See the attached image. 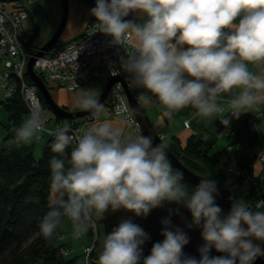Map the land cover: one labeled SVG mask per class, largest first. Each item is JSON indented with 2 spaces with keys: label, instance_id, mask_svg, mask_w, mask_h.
I'll list each match as a JSON object with an SVG mask.
<instances>
[{
  "label": "clouds",
  "instance_id": "1",
  "mask_svg": "<svg viewBox=\"0 0 264 264\" xmlns=\"http://www.w3.org/2000/svg\"><path fill=\"white\" fill-rule=\"evenodd\" d=\"M89 14L95 18L92 32L110 36V44L133 41L120 69L128 75L127 86L138 90L134 112L158 104L170 118L192 107L227 129L230 120L264 102V0H94ZM130 14L135 19H127ZM73 107L103 109L88 89H81ZM46 124L43 110L33 106L13 138L30 144L45 132L53 136L56 155L48 166L56 196L38 225L44 238L53 237L64 218L72 238L80 239L95 232L107 210L147 217L174 202L191 214L186 227L200 228L199 259L182 251L189 237L171 224L170 212L160 221L163 240L152 244L149 255L142 257L148 234L131 218L122 219L100 239L97 264H253L264 257V202L252 207L233 198L224 211L212 178L189 191L166 145L154 143L151 135L125 136L107 121L79 135L67 123L54 131ZM211 249L224 255L210 256Z\"/></svg>",
  "mask_w": 264,
  "mask_h": 264
},
{
  "label": "trees",
  "instance_id": "2",
  "mask_svg": "<svg viewBox=\"0 0 264 264\" xmlns=\"http://www.w3.org/2000/svg\"><path fill=\"white\" fill-rule=\"evenodd\" d=\"M76 1L90 8L94 6V0ZM37 13L35 11L36 18ZM31 20L34 35L29 44L32 47H38L40 27L33 16ZM25 80L31 82L28 75H25ZM46 84L49 85L47 82ZM49 88L51 89L52 86ZM40 99L42 107L47 111L41 96ZM1 106L8 115V124L6 125L7 135L5 139L0 140V264H75L77 258L70 257L72 252L70 253L69 247L64 243L65 241L68 243L70 238L60 231V226L50 238H44L38 229L40 219L48 210L49 202L54 199L52 195L55 194L50 190L48 166L49 159L56 155L50 147L53 137H48L40 157H36L30 145L13 142L15 129L28 117V111L21 98L15 95L7 101L0 100ZM64 121L55 118L54 124L59 125ZM74 122L77 124V121ZM41 137L43 139L44 134ZM258 140L259 135L252 132L248 123L243 121L236 132V138L229 142L228 147H232L231 152L226 149L233 154L231 166L227 169L228 176H232L229 172L232 169L242 173V178L250 177L248 188L241 187L238 181L230 187L232 196L238 199L236 191L239 186L252 196L247 195L245 198L252 207H255L258 201L264 202V191L260 189V180L253 175V166L258 157L253 150ZM167 146L172 154L192 172L204 171L212 178L219 177L220 184H225L226 174L220 166L219 154H211L203 141L192 136L183 145L178 138L173 137ZM66 151H70V148ZM183 184L188 186L186 183ZM188 187L191 190L195 188L191 185ZM216 203L220 205L219 202L216 201ZM222 209L226 211L223 207ZM98 227L101 228L97 224ZM85 235L93 240L92 231ZM62 236L63 240H61ZM96 246L100 250L99 238ZM64 248L69 250L68 255L62 254ZM99 250L94 251L91 264H97ZM81 257L83 263L87 264L83 250Z\"/></svg>",
  "mask_w": 264,
  "mask_h": 264
},
{
  "label": "built area",
  "instance_id": "3",
  "mask_svg": "<svg viewBox=\"0 0 264 264\" xmlns=\"http://www.w3.org/2000/svg\"><path fill=\"white\" fill-rule=\"evenodd\" d=\"M30 21L31 14L26 7L0 0V90L3 94V100L18 95L26 107L28 115L33 106L41 108L46 115L37 87L32 82L25 80L27 64L38 51V47H32L29 44L34 35L33 28L27 27ZM94 22L95 18L92 17L88 26L79 36L67 42H59L45 56L37 58L34 64L36 74L41 75L49 85H54L70 93L80 92L86 84L99 79H103L105 85L108 73L120 75L127 86L128 75L120 69V65L122 58L134 50L132 39L129 38L122 47L112 45L109 43L110 36L100 32H92L91 24ZM127 88L132 92L136 90L130 89L128 86ZM104 106L111 117L123 119L135 125L139 131L121 84L118 83L112 87ZM48 122L49 119L47 118ZM65 123L71 126V132L76 135H79L80 130L83 129L82 126H77L75 122L67 121ZM65 123L55 125L54 128H49L46 124V127L49 131H54L57 126ZM189 125V121L184 122L185 128L188 129ZM240 125V117L232 119V126L225 130L224 136L230 143L236 138V132ZM44 135H48V133L45 132ZM227 149L231 152L232 147L229 146ZM256 161L264 165V154L257 157ZM229 172L232 173L233 177L228 176L225 184L231 187L240 179L238 182H240L241 187L248 188L250 177L242 178V173L232 169ZM261 202L258 201L256 205ZM93 236L95 240L96 230L93 232ZM63 239L62 236L61 240ZM68 252L69 250L66 248L62 249L63 255H68ZM91 253L92 248L83 249L84 258L87 257V264L93 262Z\"/></svg>",
  "mask_w": 264,
  "mask_h": 264
},
{
  "label": "water",
  "instance_id": "4",
  "mask_svg": "<svg viewBox=\"0 0 264 264\" xmlns=\"http://www.w3.org/2000/svg\"><path fill=\"white\" fill-rule=\"evenodd\" d=\"M2 1H18V0H2ZM69 16V0H61V17L60 21L52 34V36L45 42L39 49V52L29 60L27 64V72L26 74L32 81V83L37 87L40 96L42 97L47 110L51 112L55 118L63 119V120H77V119H87L89 117H93L97 112L91 110H79V111H70L65 107L59 105L49 90V88L45 85L43 80L36 74L34 71V64L37 58L43 57L47 54L55 45H57L61 37L64 33L68 22ZM121 84L124 88L128 104L130 106L133 117L136 120V123L139 127L140 134L143 135H151L153 137L154 143H164L162 137L158 134L154 124L150 120L147 111L145 108L139 110L138 113L134 112L133 109L137 107V102L135 100V96L132 92L127 88L124 84L120 75L108 73L106 75V83L101 90V93L98 97L99 102L104 106L106 99L110 93V90L115 84ZM167 147L168 157L175 169H178L183 172L184 179L182 182L195 186L202 178H206L195 174L190 169H188L177 157L172 154L170 149ZM216 200L225 208L226 211L230 209L233 196L230 187L227 184H217V198ZM171 212L170 220L171 224L175 227H179L185 231L187 236L189 237V243L184 246L183 252L186 255L194 256L199 259L198 248L202 245L203 241L200 236V228L198 227H186L187 224L191 222V214L190 212L183 207L182 205H177L172 202H165L163 206L154 208L150 211L147 217H136L132 212L119 209L115 212L111 210H107L103 218L97 221V224L102 226L103 234H107L111 231L113 227H115L118 222L122 219L131 218L134 223L138 224L142 227V229L148 234L149 239L142 246L143 253L142 257H146L150 254V250L152 244L158 241L163 240V236L160 235L162 224L160 221L169 217V213ZM255 243H261L259 241H255ZM261 247L264 248V244H261ZM224 255L223 253L216 252L215 249L210 250V256H220ZM253 264H264V257H258Z\"/></svg>",
  "mask_w": 264,
  "mask_h": 264
},
{
  "label": "crops",
  "instance_id": "5",
  "mask_svg": "<svg viewBox=\"0 0 264 264\" xmlns=\"http://www.w3.org/2000/svg\"><path fill=\"white\" fill-rule=\"evenodd\" d=\"M37 5L40 7L39 11H36L38 12L37 20L40 27L39 46H42V44L47 42V40L52 36L60 21L61 0H55V3L49 13H45L43 5ZM89 9L90 7L78 3L76 0H69V16L67 23L71 20V23L75 22L76 25L75 28H71L65 32L66 38L64 42L79 36L88 26L92 19V16L89 14ZM127 19H135V16L130 14ZM27 27L30 29L32 26ZM144 108L146 109L147 114L152 112V116L154 115L153 119H151L152 117L150 118V115L148 116L154 124L158 134L162 137V140L167 142L166 145L170 143L173 137L178 138L182 144H185L190 137L194 136L196 139L203 141L205 147L210 150L211 154H219V157L222 156V152H224L229 145L225 142V144H222L221 148L218 147L220 145V140L226 139L224 132L232 126V120H230L228 128L225 129L219 120H215L214 118L204 119L197 116L196 110L192 107L181 109L170 118L163 115L158 104H153L152 106ZM95 116L92 117V122L82 124L83 129H85V127H91L101 121H107L120 127L124 131V125L129 124L123 119L120 120L124 122L118 120L119 118L111 117L105 108H103L102 111L97 112ZM240 120L241 122L246 121L250 130L259 135L258 143L253 150L254 153L257 155V152L259 151L261 152V155L264 154V102L253 107L249 110V112L241 114ZM185 121L190 122L188 129L184 126ZM225 163L226 160L220 158V166L222 168H224L223 164ZM253 175L260 180V189L264 191V165H260L259 162L256 161L253 166ZM64 221L65 218L62 220L60 227L63 225ZM65 227L68 228L66 232L71 234L72 226L69 225V222H66ZM62 233H64V231ZM71 237L72 236L69 235L70 239L68 243L66 241L64 242L67 247H69L70 253L74 251L73 255L72 253L70 254V257L77 258L75 264H84L81 253L83 247L88 245L90 242L86 243V241H88L84 239L86 235L83 236L82 240L72 239Z\"/></svg>",
  "mask_w": 264,
  "mask_h": 264
},
{
  "label": "rangeland",
  "instance_id": "6",
  "mask_svg": "<svg viewBox=\"0 0 264 264\" xmlns=\"http://www.w3.org/2000/svg\"><path fill=\"white\" fill-rule=\"evenodd\" d=\"M8 3H11V4H13V5H22V6H24V7H26L27 9H28V11L30 12V14H31V16H33V19H34V21L35 22H38V20H37V18L35 17V11H38L39 9H40V7H39V5H37V4H40V5H43L44 6V11H45V13H49L51 10V8H52V6L54 5V3H55V0H18V1H7ZM37 7V8H36ZM75 25H76V23L75 22H72L71 23V20H69V23H67V26H66V29H65V31H64V33H63V35H62V37H61V40H60V42H64V40H65V38H66V34H65V32L66 31H68L69 29H71V28H75ZM28 26L29 27H31L32 26V20L29 22V24H28ZM43 45V44H42ZM39 49H40V47L38 46V51H36V53H35V55L39 52ZM34 55V56H35ZM46 55V54H45ZM44 55V56H45ZM34 71H35V69H34ZM39 76V75H38ZM42 80H43V78L41 77V75L39 76ZM30 79V78H29ZM31 81V80H30ZM32 82V81H31ZM43 82L45 83V85L49 88V86H51V85H47L46 84V82L43 80ZM103 85H104V80L103 79H99V80H96V81H94L93 83H90V84H86V86H85V89H88L89 91H93V93H94V95L98 98L99 97V95H100V93H101V90H102V87H103ZM49 90H50V92H51V94H52V97L54 98V100L59 104V105H61V106H63V107H65L67 110H70V111H79V110H81V109H77V108H74L73 107V104H74V101H75V99H76V97L78 96V94L80 93V92H77V93H70V92H68V91H64V89H61V88H57V87H55L54 85H52V88L50 89L49 88ZM138 91V90H137ZM137 91L135 90V91H131L132 92V94L134 95V96H136V94H137ZM3 98V94H2V92H1V90H0V100H3L2 99ZM9 100V99H8ZM5 101H7V100H5ZM103 108H105V106H103ZM148 115H150V118L151 119H153L154 118V115L152 116V112H150V114H148ZM183 115H185V114H183ZM95 116V115H94ZM46 117L49 119V122L47 123V127H49V128H54V123H55V117H54V115L51 113V112H49L48 110L46 111ZM96 117V116H95ZM94 117V118H95ZM90 118H92V117H89V119ZM150 119V120H151ZM63 120V119H62ZM86 119H77V120H75V121H77L76 123V125L77 126H82V124L83 123H89V122H92V120H88V118H87V120L88 121H85ZM118 120H120V119H118ZM64 121V120H63ZM66 122L68 121H70V122H74L73 120H65ZM65 121L64 122H61V124L62 123H65ZM120 121H122V120H120ZM82 122V123H81ZM122 122H124V121H122ZM128 123V122H127ZM8 124V115H7V113H6V111H5V109L1 106L0 107V140H3V139H5V137H6V135H7V127H6V125ZM83 127V126H82ZM85 128H88V127H85ZM124 134H125V136H128V135H133V136H135V135H141L140 134V132L137 130V127L135 126V125H133V124H125L124 125ZM43 135V134H42ZM48 135H44V137H43V139H40L39 141H36V142H34V143H30V144H28V145H30V147H32V149H33V153H34V155L36 156V157H40V155H41V153H42V149H43V147L45 146V143H46V141H47V139H48ZM42 138V137H41ZM188 141V140H187ZM187 141H186V143H187ZM225 142L226 143H228L229 144V141L227 140V139H222V140H220V145L218 146L219 148H221L222 147V144L224 143L225 144ZM165 144H167V142L165 141L164 142ZM185 143V144H186ZM185 144H183V145H185ZM226 148V147H225ZM258 151V150H257ZM261 155V152H257V156L259 157ZM232 157H233V154H230L226 149L224 150V152H222V156L220 157L221 159H223V160H226V163L225 164H223L224 165V168H223V170H224V172H225V174H226V180H227V177H228V173H227V169L230 167V163H231V160H232ZM260 164V163H259ZM261 165V164H260ZM195 172V171H194ZM196 174H198V175H200V176H203V177H208V178H212V176H210V174H207L206 172H204V171H201V172H195ZM215 178H212V179H214L215 181H216V183H218V184H220V180H219V177H217V176H214ZM225 180V181H226ZM238 181H240V179H238ZM184 183V182H183ZM187 184V183H186ZM185 185V184H184ZM188 186H190V184H188ZM188 186H186L185 185V187L189 190V191H191V188H189ZM192 186V185H191ZM193 187H195V186H193ZM249 193H247V191L245 192L244 190H242L241 188H239V186H237V191H236V195H237V197H238V199H240V200H244V201H246L247 199H245L246 198V196L248 195ZM55 194H53L52 196L55 198V196H54ZM248 197H252V196H249L248 195ZM244 198V199H243ZM250 199V198H249ZM217 201V200H216ZM218 202V201H217ZM247 202V201H246ZM221 205V204H220ZM222 206V205H221ZM223 207V206H222ZM224 208V207H223ZM225 209V208H224ZM66 222H69V225L71 226V223H70V221H68L67 220V218H65V221H64V223H63V225L61 226V228H60V231H64V233H66V235L67 236H69V235H71L70 233H67L66 232V230H68V228H66L65 227V224H66ZM102 226H101V228H97L96 227V239L94 240V236L92 237V239L94 240H89V238L88 237H84V239L85 240H88V241H86V243H89L88 245H85L84 247H83V249L84 248H86V247H90V248H92V255H91V258H93V253H94V251H98L99 249H98V247L96 246V242H97V240H98V238L99 239H101L102 238ZM95 235V234H94ZM83 238V237H82ZM82 238H80L81 240H82ZM73 239V238H72ZM68 240V239H67ZM73 252L74 251H72V255H73ZM97 255H99V254H97ZM97 255H95V256H97Z\"/></svg>",
  "mask_w": 264,
  "mask_h": 264
},
{
  "label": "bare ground",
  "instance_id": "7",
  "mask_svg": "<svg viewBox=\"0 0 264 264\" xmlns=\"http://www.w3.org/2000/svg\"><path fill=\"white\" fill-rule=\"evenodd\" d=\"M104 87V86H103ZM87 120V119H86ZM88 120H89V118H88Z\"/></svg>",
  "mask_w": 264,
  "mask_h": 264
}]
</instances>
